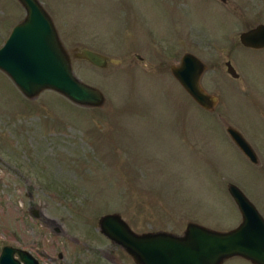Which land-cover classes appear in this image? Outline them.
<instances>
[{
	"label": "rangeland",
	"instance_id": "obj_1",
	"mask_svg": "<svg viewBox=\"0 0 264 264\" xmlns=\"http://www.w3.org/2000/svg\"><path fill=\"white\" fill-rule=\"evenodd\" d=\"M39 1L71 54L87 49L108 58L106 69L72 61L75 75L106 102L84 108L53 91L30 100L0 71V254L12 246L40 264H98L110 253L132 264L101 235L102 216L119 214L139 234L183 235L190 222L234 230L242 218L229 184L264 217V52L245 51L239 40L264 23V0H253L252 15L214 0ZM25 16L17 0H0V50L8 25ZM187 52L210 67L202 85L220 98L214 112L170 74ZM229 59L239 80L226 72ZM224 121L261 163L239 151ZM31 205L42 209L40 218ZM225 264L252 263L236 257Z\"/></svg>",
	"mask_w": 264,
	"mask_h": 264
},
{
	"label": "water",
	"instance_id": "obj_2",
	"mask_svg": "<svg viewBox=\"0 0 264 264\" xmlns=\"http://www.w3.org/2000/svg\"><path fill=\"white\" fill-rule=\"evenodd\" d=\"M17 1L26 16L0 50V71L27 99L33 100L44 91H53L80 107H103L106 102L104 94L75 75L72 61L84 60L106 69L108 58L87 49L75 50L71 54L52 17L39 0ZM240 40L246 47L264 49V25L243 33ZM227 66L229 74L239 78L232 65L228 63ZM208 70V65L199 57L187 53L171 72L198 106L214 112L220 98L208 93L202 85V78ZM224 126L237 148L258 165L257 153L245 136L227 121H224ZM228 191L242 215V223L231 231H216L190 222L183 235L165 231L139 234L119 214L102 216L99 230L120 246L135 264H223L234 257L252 264H264V217L237 185L229 184ZM33 216L38 218L36 214ZM43 221L50 222L47 217ZM52 231L57 234L63 232L60 226L55 225ZM0 264L40 262L29 251L5 246L0 254Z\"/></svg>",
	"mask_w": 264,
	"mask_h": 264
},
{
	"label": "flooded vegetation",
	"instance_id": "obj_3",
	"mask_svg": "<svg viewBox=\"0 0 264 264\" xmlns=\"http://www.w3.org/2000/svg\"><path fill=\"white\" fill-rule=\"evenodd\" d=\"M214 1H216V2H221L223 5H225V6H227V7H235V9L237 10V12H239V11H243V12H245V11H247L248 12V14H251V13H249L250 11H251V6L253 5V4H255L254 3V1L253 0H233V4H232V6H230V2L228 1V0H214ZM226 11H228V12H230V9H225ZM231 12H233V11H231ZM252 15V14H251ZM53 21H54V23H55V26H56V28L58 29L57 31H58V33L61 35V32H60V29L58 28V26H57V24H56V22H55V20H54V18H53ZM12 24H10V25H8V27H7V33H8V37L7 38H9L10 37V35L12 34V32H13V30H14V28H15V25H12ZM261 25H264V23H258V24H255V26H253V27H251V28H249V29H244L245 31H242L240 34H239V40H240V37H241V35L243 34V33H245V32H249V31H252V30H254V29H256V28H258L259 26H261ZM11 30H12V32H11ZM240 42H241V40H240ZM5 44V43H4ZM3 44V45H4ZM241 45L243 46V50H245V51H249V52H254V53H263L264 52V49H253V48H249V47H246V46H244L243 44H242V42H241ZM187 53H189V52H187ZM187 53H185V54H187ZM184 54V55H185ZM184 55L182 56V58L184 57ZM137 57V59L139 60V61H144V58L142 57V56H140V55H137L136 56ZM198 57V56H197ZM182 58L180 59V62L178 63V64H171L170 65V68H169V71H170V74H171V76L173 77V79L181 86V84L179 83V81L173 76V74H172V72H171V70H172V67L173 66H179L180 64H181V61H182ZM201 59V58H200ZM202 60V59H201ZM203 61V60H202ZM237 61V60H236ZM204 62V61H203ZM238 62V61H237ZM204 63H206V62H204ZM231 64L232 65V67L235 69V71L237 72V74L239 75V78H234V79H236V80H239L240 79V74H239V72L237 71V69L235 68V66L233 65V62H232V59H229L228 61H226L225 62V67H226V72H227V74L228 75H230L231 77H232V75L231 74H229V68H228V66H227V64ZM207 64V63H206ZM208 65V64H207ZM208 67H209V65H208ZM209 70H210V67H209ZM209 70L205 73V74H207L208 72H209ZM205 74H204V76H205ZM204 76H203V78H204ZM203 78H202V80H203ZM233 78V77H232ZM182 87V86H181ZM183 88V87H182ZM184 90V89H183ZM185 91V90H184ZM186 92V91H185ZM239 130V129H238ZM240 131V130H239ZM241 132V131H240ZM242 133V132H241ZM243 134V133H242ZM251 144V143H250ZM252 145V144H251ZM253 147V146H252ZM253 149H254V147H253ZM255 150V149H254ZM240 151V150H239ZM241 152V151H240ZM255 152L257 153V151L255 150ZM242 153V152H241ZM243 154V153H242ZM257 156H258V159H259V162L261 163V160H260V157H259V154L257 153ZM249 160V159H248ZM250 161V160H249ZM251 162V161H250ZM16 171V172H15ZM15 171H13L14 173H15V175H17V174H21L20 173V170H19V168H17ZM59 187L56 185V186H54V185H52V186H50V187H47V189H48V191L50 192V193H52L54 196H57V193H59V189H58ZM27 195H28V197L31 199V200H33V195L31 194V192H29V193H27ZM29 210H30V214L31 215H34V214H36V216H38V218H39V216H41V214H43V211H42V209L41 208H39L38 206H35V205H31L30 207H29ZM45 224H47V226L49 225L50 227V229H52L53 228V225H54V222H45V221H43ZM98 229H99V227H98ZM100 231V230H99ZM101 233V232H100ZM101 235H103L102 233H101ZM104 236V235H103ZM105 237V236H104ZM106 238V237H105ZM107 240H109L108 238H106ZM110 241V240H109ZM76 242L77 243H80V241L79 240H76ZM111 242V241H110ZM112 244H113V246L116 248V249H118V250H122L123 252H124V250L120 247V246H118V245H116V244H114L113 242H111ZM81 244V243H80ZM125 253V252H124ZM125 256H127L128 258H130L126 253H125ZM35 257V256H34ZM59 257H60V255H59ZM61 259H62V256L60 257ZM131 259V258H130ZM232 259V258H231ZM231 259H229V260H231ZM95 261H97V263L98 264H104V262L106 263V264H112V263H114V264H117L118 263V259L114 256V255H111L110 253H104V255L102 256V258L101 257H98V260H95ZM131 262H132V264H135V262L131 259L130 260ZM228 261V260H227ZM227 261H225L223 264H225ZM249 262V261H248ZM251 263V262H250ZM119 264V263H118Z\"/></svg>",
	"mask_w": 264,
	"mask_h": 264
}]
</instances>
